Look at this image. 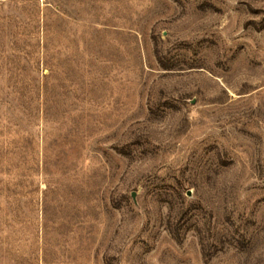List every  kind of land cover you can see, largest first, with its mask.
Here are the masks:
<instances>
[{
	"label": "rangeland",
	"instance_id": "rangeland-1",
	"mask_svg": "<svg viewBox=\"0 0 264 264\" xmlns=\"http://www.w3.org/2000/svg\"><path fill=\"white\" fill-rule=\"evenodd\" d=\"M0 264H264V0H0Z\"/></svg>",
	"mask_w": 264,
	"mask_h": 264
}]
</instances>
